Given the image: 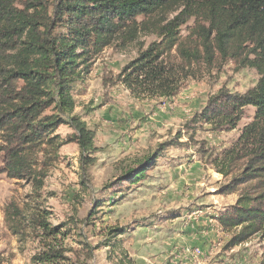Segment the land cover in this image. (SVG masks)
I'll use <instances>...</instances> for the list:
<instances>
[{
	"label": "trees",
	"instance_id": "obj_1",
	"mask_svg": "<svg viewBox=\"0 0 264 264\" xmlns=\"http://www.w3.org/2000/svg\"><path fill=\"white\" fill-rule=\"evenodd\" d=\"M140 34L157 42L141 46L113 78L104 77L103 88L120 84L137 99L172 97L166 64L172 52L185 67L232 62L237 71L254 70L258 80L244 94L221 89L211 96L185 124L190 130L185 141L178 132L158 153L126 170L119 184L144 180L167 147L193 146L217 174L230 179L220 193H238L234 206L216 220L222 232L240 229L229 246L257 234L264 238V0H0V175L41 190L61 148L76 144L83 184L96 148L94 132L74 115V85L91 74L106 49L122 51ZM248 107L254 109L252 120L229 148L215 153L196 140L204 126L213 133L236 129ZM61 127L72 131L66 140L57 134ZM4 211L14 234L13 229L29 228L59 242L70 231L66 224L51 226L44 211L25 216L12 204ZM77 235L91 253L86 236ZM65 262L61 247L32 258L33 264Z\"/></svg>",
	"mask_w": 264,
	"mask_h": 264
},
{
	"label": "rangeland",
	"instance_id": "obj_2",
	"mask_svg": "<svg viewBox=\"0 0 264 264\" xmlns=\"http://www.w3.org/2000/svg\"><path fill=\"white\" fill-rule=\"evenodd\" d=\"M181 30L184 34V27ZM153 42H157L155 36L140 34L136 44L122 51L106 49L91 74L74 85V115L94 132L96 148V162L87 168L83 184L79 183L76 144L61 148L41 190L0 175V264H33V256L49 247L64 250L65 264H184L196 260V250L202 255L196 246L186 244L189 239L181 234L176 235L175 242L160 243L164 236L161 228L192 209L211 211L216 221L238 199V193H220L229 178L217 174L193 146L167 147L146 178L135 185H120V178L143 158L158 153V146L173 141L178 132L185 141L190 134L185 124L201 112L211 96L221 89L244 94L256 85L258 75L252 69L237 71L232 62L185 67L172 52L166 60L173 78L172 97L137 99L120 84L102 87L104 77L116 76L137 58L141 46L145 50ZM253 114V108H246L230 132L213 133L204 126L197 131L196 140L215 153L227 149ZM57 134L66 140L72 131L61 127ZM10 204L24 210L25 216L46 212L53 227L66 224L70 230L66 239L54 242L29 228L13 229L18 232L14 234L5 223L4 210ZM239 230H220L207 251V264H264V238L260 234L241 245L229 246ZM79 233L86 236L91 253L79 245ZM154 238H158L155 244Z\"/></svg>",
	"mask_w": 264,
	"mask_h": 264
},
{
	"label": "crops",
	"instance_id": "obj_3",
	"mask_svg": "<svg viewBox=\"0 0 264 264\" xmlns=\"http://www.w3.org/2000/svg\"><path fill=\"white\" fill-rule=\"evenodd\" d=\"M191 212H185V216L182 218H177L176 222L172 223V225L164 226L161 231V241L160 243H164L165 240L175 242L178 238L176 235L181 234L184 235L187 239L186 244L194 245L196 248L200 249L202 255L197 257L195 264H207L208 253L207 251L211 248V245L216 241L217 237L219 236L220 228L215 220L212 218V212H205L204 209H197V210H190ZM174 236H168L166 234ZM221 233V232H220ZM156 236L158 232H155ZM172 238V239H171ZM153 244L157 242L154 238ZM151 243V244H152ZM209 255H211L209 253ZM185 262V261H184ZM191 263H184V264H193ZM160 264H168V263H160Z\"/></svg>",
	"mask_w": 264,
	"mask_h": 264
},
{
	"label": "built area",
	"instance_id": "obj_4",
	"mask_svg": "<svg viewBox=\"0 0 264 264\" xmlns=\"http://www.w3.org/2000/svg\"><path fill=\"white\" fill-rule=\"evenodd\" d=\"M196 252H198V254H193V256H195V257H199L200 256V253H199V251L198 250H196ZM195 252V253H196Z\"/></svg>",
	"mask_w": 264,
	"mask_h": 264
}]
</instances>
